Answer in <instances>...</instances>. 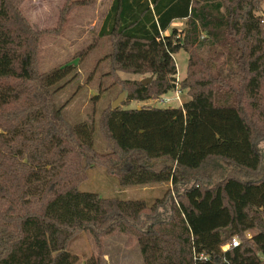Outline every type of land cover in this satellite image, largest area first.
Returning a JSON list of instances; mask_svg holds the SVG:
<instances>
[{"label":"trees","instance_id":"1","mask_svg":"<svg viewBox=\"0 0 264 264\" xmlns=\"http://www.w3.org/2000/svg\"><path fill=\"white\" fill-rule=\"evenodd\" d=\"M22 1L0 0V264H76L69 245L83 232L98 252L104 236L131 234L144 264H263L259 2L111 0L98 30L110 43L107 74L152 77L146 85L120 79L121 105L159 100L177 85L189 99L109 105L98 120L106 145L99 153L89 124L67 121L51 91L75 77V64L38 70L42 31ZM176 20H185L182 29L171 26ZM180 50L188 59L178 82ZM95 165L120 187L164 184V193L148 202L81 191ZM234 236L239 244L223 251ZM86 264H101L100 254Z\"/></svg>","mask_w":264,"mask_h":264},{"label":"rangeland","instance_id":"2","mask_svg":"<svg viewBox=\"0 0 264 264\" xmlns=\"http://www.w3.org/2000/svg\"><path fill=\"white\" fill-rule=\"evenodd\" d=\"M257 1L259 8L256 15L260 21H264V0ZM110 3L111 0H23L20 4L22 14L33 29L42 31L37 49L38 70L45 72L67 61L75 64V77L68 75L55 83L51 91L56 107L61 109V114L67 121H85L89 124L93 132L94 148L99 153L106 152V145L98 120L102 111L124 90L119 80H142L150 77L124 72H117L116 77L107 74L104 57L110 51V43L106 38L98 37V30ZM184 25L185 20H176L171 26L180 30ZM173 58L177 70L176 80L179 82L186 75L188 55L180 50ZM222 60H225L224 55L219 56L218 64ZM188 99L186 90L182 89L178 96L175 90H171L159 100L145 102L146 106L177 107ZM142 103L130 101L119 106L137 108ZM257 147L264 156V140ZM79 189L104 197L152 202L154 198L163 195L165 185L120 187L103 167L95 165L88 170L87 179L79 185ZM164 218V215H158L155 219ZM69 249L77 258L76 264H86V260L97 253L100 254L101 264H144L138 242L128 233L115 232L104 236L98 252L90 235L83 232L70 243Z\"/></svg>","mask_w":264,"mask_h":264},{"label":"water","instance_id":"3","mask_svg":"<svg viewBox=\"0 0 264 264\" xmlns=\"http://www.w3.org/2000/svg\"><path fill=\"white\" fill-rule=\"evenodd\" d=\"M151 79H152L151 76L144 78L141 80V83L146 85L151 81ZM124 96H125V90H121L116 96V98L111 102V105H110L111 108L113 109V108L118 107L122 103Z\"/></svg>","mask_w":264,"mask_h":264},{"label":"built area","instance_id":"4","mask_svg":"<svg viewBox=\"0 0 264 264\" xmlns=\"http://www.w3.org/2000/svg\"><path fill=\"white\" fill-rule=\"evenodd\" d=\"M181 91L178 89V85L177 87L175 88V93H176V96H178V94L180 93ZM239 244V238L237 236H234L232 237L231 241L227 244H225L224 246H222V250L225 251L227 250L228 248H233L235 246H237ZM199 258H203V259H206V256L204 255H200ZM264 264V263H263Z\"/></svg>","mask_w":264,"mask_h":264},{"label":"crops","instance_id":"5","mask_svg":"<svg viewBox=\"0 0 264 264\" xmlns=\"http://www.w3.org/2000/svg\"><path fill=\"white\" fill-rule=\"evenodd\" d=\"M142 105H146V102H145V101H143ZM142 105H140V106H142ZM140 106H138L137 108H139Z\"/></svg>","mask_w":264,"mask_h":264}]
</instances>
